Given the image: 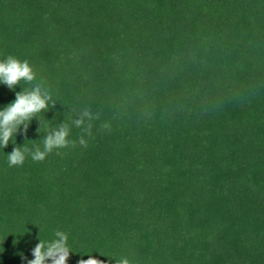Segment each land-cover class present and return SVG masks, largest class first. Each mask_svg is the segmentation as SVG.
<instances>
[{"label":"trees","instance_id":"16d2710c","mask_svg":"<svg viewBox=\"0 0 264 264\" xmlns=\"http://www.w3.org/2000/svg\"><path fill=\"white\" fill-rule=\"evenodd\" d=\"M10 55L55 107L0 147V264L56 231L68 264H264V0H0ZM84 109L86 147L9 166Z\"/></svg>","mask_w":264,"mask_h":264},{"label":"clouds","instance_id":"9594fccd","mask_svg":"<svg viewBox=\"0 0 264 264\" xmlns=\"http://www.w3.org/2000/svg\"><path fill=\"white\" fill-rule=\"evenodd\" d=\"M21 81L32 87L16 92L15 101L0 110V147L3 149L8 147L10 141L21 129L26 136L31 122L34 119L40 120V115L49 110L50 103L52 107H55V102L44 84L36 82L37 73L27 60L21 61L10 55L6 60L0 61V84L14 91ZM97 119H99L98 114L94 115L89 109H84L77 118L71 119L70 123L66 120L50 129L42 139V148L37 146L34 150H30L26 147L27 143L37 142H26L23 147L14 145L12 152L6 155L9 166H22L27 155H30L33 161L40 162L55 150L69 146L75 147L77 141L70 139L73 127L82 129L78 143L86 147L85 136L92 137L91 121ZM41 127L42 125L38 130L39 133ZM107 127V124L102 125V128ZM54 235L55 239L51 242L38 238L39 243L32 250L33 259L28 260L27 264H48L49 261L51 264H68L72 254L68 245V236L63 231H56ZM78 264H104V261L90 256L87 260L81 259ZM116 264H130V260L121 258L116 261Z\"/></svg>","mask_w":264,"mask_h":264}]
</instances>
